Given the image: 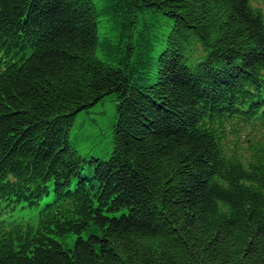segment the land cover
<instances>
[{
  "label": "trees",
  "instance_id": "16d2710c",
  "mask_svg": "<svg viewBox=\"0 0 264 264\" xmlns=\"http://www.w3.org/2000/svg\"><path fill=\"white\" fill-rule=\"evenodd\" d=\"M253 2L0 0V201L38 209L0 222V264H264ZM106 100L86 157L76 118Z\"/></svg>",
  "mask_w": 264,
  "mask_h": 264
},
{
  "label": "rangeland",
  "instance_id": "374dc122",
  "mask_svg": "<svg viewBox=\"0 0 264 264\" xmlns=\"http://www.w3.org/2000/svg\"><path fill=\"white\" fill-rule=\"evenodd\" d=\"M253 6L261 9L264 12V5L260 2H253ZM113 107L109 100L101 103L88 113L81 114L76 118L74 130L77 132L78 149L84 156L104 157L103 152L108 150V127L113 117ZM74 136V135H73ZM105 136V137H104ZM52 196L44 199L40 203V207L47 201H50ZM4 203L0 201V222L11 224L17 221H34L37 217L38 209L28 210L17 206L13 211H4ZM83 238L88 236L87 232L82 234ZM76 235H68L66 237H59L57 240L65 247L72 248Z\"/></svg>",
  "mask_w": 264,
  "mask_h": 264
}]
</instances>
